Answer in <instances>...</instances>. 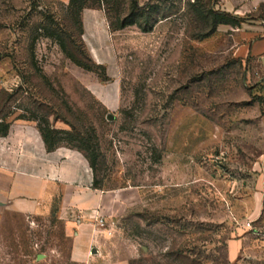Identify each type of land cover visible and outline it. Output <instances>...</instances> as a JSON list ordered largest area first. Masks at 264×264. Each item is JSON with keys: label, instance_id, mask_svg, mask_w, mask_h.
I'll list each match as a JSON object with an SVG mask.
<instances>
[{"label": "rangeland", "instance_id": "rangeland-1", "mask_svg": "<svg viewBox=\"0 0 264 264\" xmlns=\"http://www.w3.org/2000/svg\"><path fill=\"white\" fill-rule=\"evenodd\" d=\"M115 1L118 13L91 4L78 26L70 0H0V117L94 129L101 184L65 209L56 189L40 214L6 213L0 264H77L69 222L91 230L105 264H264V69L237 54L264 0H203L239 20L213 32L188 0H138L143 17ZM50 24L91 71L43 35ZM96 85L119 88L118 107Z\"/></svg>", "mask_w": 264, "mask_h": 264}, {"label": "crops", "instance_id": "crops-1", "mask_svg": "<svg viewBox=\"0 0 264 264\" xmlns=\"http://www.w3.org/2000/svg\"><path fill=\"white\" fill-rule=\"evenodd\" d=\"M237 54L256 59L264 69V21L246 27ZM91 91L109 110L118 107L119 88L96 85ZM93 181L90 164L81 152L66 147L49 152L36 125L15 122L9 134L0 138V230L6 213L40 214L51 206L56 189L63 196L59 207L65 209L71 205L73 193L92 190ZM104 199L97 196L92 209L101 208ZM85 227H79L76 234L72 223L66 227L68 236H74L72 260L77 264H105L95 235Z\"/></svg>", "mask_w": 264, "mask_h": 264}, {"label": "trees", "instance_id": "trees-1", "mask_svg": "<svg viewBox=\"0 0 264 264\" xmlns=\"http://www.w3.org/2000/svg\"><path fill=\"white\" fill-rule=\"evenodd\" d=\"M99 3H104L107 6L109 14L115 10V6L117 7L119 5L118 1L115 0H70L68 11L73 18V23L75 25L81 26L82 12L91 6V4L97 5ZM187 5L190 13L196 20L202 21L206 24H211L212 32L216 30L218 25H238L239 23L238 18L232 14L215 11L212 8H206L207 5L203 0H188ZM149 6L150 4H147L146 7L141 8L138 0H131V11L134 16H139L137 14H140L141 17L147 15L151 10ZM152 9L155 10V8ZM116 11L117 13L120 11L118 7ZM47 19L51 18L48 17ZM51 25L52 24H50L49 27L43 28V35L47 38H52L57 41L62 51L75 65L85 70L91 71L92 67L90 65H87L86 63L79 60L76 55L68 49L66 37L70 38L71 36L68 35V33H64L60 29L53 30ZM128 25V23H125L119 26L117 23L111 22L110 27L112 30L117 31ZM144 30L145 32H149L150 29ZM33 117V121L38 122L39 132L41 133L46 148L49 152L55 151L56 149L62 147V145L65 143L67 147L76 149L77 151L83 153L86 159L89 161L93 172L95 173L97 171L100 153L98 144L95 143L96 136L94 135V129H92V135L86 136L83 132L77 130L75 127L72 128V131L58 130L52 127L47 117H38L37 115H33ZM12 124V122H7V116L0 117V138L6 137L9 134ZM100 185V182L95 177L94 188L99 189Z\"/></svg>", "mask_w": 264, "mask_h": 264}, {"label": "water", "instance_id": "water-1", "mask_svg": "<svg viewBox=\"0 0 264 264\" xmlns=\"http://www.w3.org/2000/svg\"><path fill=\"white\" fill-rule=\"evenodd\" d=\"M93 253H96V251L94 250Z\"/></svg>", "mask_w": 264, "mask_h": 264}, {"label": "built area", "instance_id": "built-area-1", "mask_svg": "<svg viewBox=\"0 0 264 264\" xmlns=\"http://www.w3.org/2000/svg\"><path fill=\"white\" fill-rule=\"evenodd\" d=\"M251 224L249 223L248 226H250Z\"/></svg>", "mask_w": 264, "mask_h": 264}]
</instances>
